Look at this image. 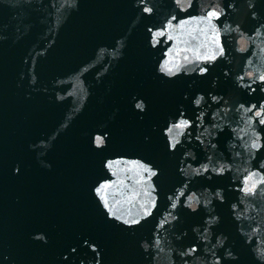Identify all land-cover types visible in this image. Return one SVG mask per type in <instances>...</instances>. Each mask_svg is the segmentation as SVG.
I'll return each mask as SVG.
<instances>
[{
    "label": "water",
    "instance_id": "95a60500",
    "mask_svg": "<svg viewBox=\"0 0 264 264\" xmlns=\"http://www.w3.org/2000/svg\"><path fill=\"white\" fill-rule=\"evenodd\" d=\"M0 264H264V0H0Z\"/></svg>",
    "mask_w": 264,
    "mask_h": 264
},
{
    "label": "clouds",
    "instance_id": "9594fccd",
    "mask_svg": "<svg viewBox=\"0 0 264 264\" xmlns=\"http://www.w3.org/2000/svg\"><path fill=\"white\" fill-rule=\"evenodd\" d=\"M207 71H208V69H206V68H202V69L200 70V72H199V75H203V74H205ZM145 139L147 140L148 137H146ZM49 167H50V165H49ZM153 175H154V176L156 175V172H155V171L153 172ZM44 242H47V240H44Z\"/></svg>",
    "mask_w": 264,
    "mask_h": 264
}]
</instances>
